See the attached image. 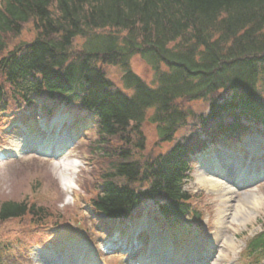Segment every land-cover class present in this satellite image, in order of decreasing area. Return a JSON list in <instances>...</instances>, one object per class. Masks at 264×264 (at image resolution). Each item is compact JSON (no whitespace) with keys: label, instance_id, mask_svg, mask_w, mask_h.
<instances>
[{"label":"trees","instance_id":"1","mask_svg":"<svg viewBox=\"0 0 264 264\" xmlns=\"http://www.w3.org/2000/svg\"><path fill=\"white\" fill-rule=\"evenodd\" d=\"M29 23L34 39L7 52ZM134 56L153 72L152 84L130 68ZM104 67L122 73L120 86ZM0 78L11 90L0 84L2 110L11 99L19 112L38 107L50 116L63 104L78 119L91 117L95 140L86 152L110 160L96 195L84 190L94 195V214L176 221L188 212L183 185L196 147L178 141L139 163L131 156L143 146L130 135L141 137L148 124L171 142L191 116L177 103L204 100L207 112L190 131L196 138L210 130L211 139L229 142L256 128L264 140V0H0ZM114 140L122 146L111 154ZM53 210L4 201L0 222L29 215L58 225ZM246 252L264 263V224Z\"/></svg>","mask_w":264,"mask_h":264},{"label":"rangeland","instance_id":"2","mask_svg":"<svg viewBox=\"0 0 264 264\" xmlns=\"http://www.w3.org/2000/svg\"><path fill=\"white\" fill-rule=\"evenodd\" d=\"M35 35L31 23L24 25L21 35L7 42L6 51L32 41ZM79 43L80 40H77L76 45ZM130 68L147 84H152L153 72L138 56L130 60ZM104 72L115 85L120 86L122 73L117 68L104 67ZM0 84L4 86L7 94L11 95V90L3 83L2 78ZM220 96L221 93L212 98L219 100ZM10 101L11 99L8 101L7 110H2L0 107L1 152L4 149L13 150L16 144L24 139L44 143L55 137H68L70 132H75L77 138L66 153L57 159L46 158L36 154L32 149L17 159L1 162L0 204L4 201H13L33 203L38 207H53L55 213L48 217L59 216L61 222L53 225L58 221L52 218L38 220L37 216L29 215L0 222V264H58L55 260L62 264L67 258L72 259L73 255L82 254L84 247L90 251L93 249L97 259L103 264H128L130 257L127 250L134 244L139 245L136 253L137 258L140 259L152 255L155 241L166 239L167 235H170L181 247L191 240V234L198 231V228V236L202 234L201 239L207 246L210 245L211 236L215 235V248H212L214 253L211 255L214 257L210 259L209 264H263L260 256L247 257L246 247L247 243L259 234L261 224L264 223V180L245 189L234 188L224 180H219L223 186L221 192L207 190L206 185H201L199 182L202 174H204L203 180L206 179L205 177H208L207 180L210 177L204 172L206 168H202L205 161L223 152L232 153V156L243 152L247 157H242V154L237 156V159L240 157L241 165L245 166L249 160H255L252 169L258 173L261 168L264 169V147L262 151L254 133L244 135L242 140L225 144L223 148L211 143L210 130L207 135H201L199 131L196 133L200 135L198 138L192 135L190 131L195 125L194 117L206 114L207 101L177 103L180 109L193 117V122L190 116L187 125L176 133L171 142L159 141L154 127L148 124L141 127V137L130 135L134 146L141 144L143 146L142 151L134 149L131 156L132 160L139 163H145L167 152L178 141L186 140L187 147L200 148L204 145L210 147L208 153L201 158L197 157L189 179L183 186V190L191 195L189 205L194 211V216L189 213L181 223L171 225L168 232L158 227L152 220L140 218L142 215L138 217L132 215L125 221L107 222L108 220L105 221L103 216L94 214L87 202L94 195L88 198L89 195H86L84 190L91 188L90 194L97 193L92 187H98L110 160L100 154L88 153L89 147H86V144L95 140L91 118L85 121L79 120L75 113L68 112L61 104L50 119L38 107L19 112V108ZM242 136L240 135L239 138ZM121 146L122 143L114 140L108 146V150L111 154H115L119 152ZM246 151L248 154H245ZM210 179L218 181L216 177ZM253 199L260 203L255 211H252L250 205L254 202ZM145 209L142 208L141 211H146ZM143 215L148 216L146 213ZM191 217H197L196 229L189 228L188 221L192 220ZM106 225L113 228L110 235L104 233L103 228ZM111 241L116 243L120 241L122 246H126V250L103 254V246ZM37 246L38 248H35ZM36 249H42L41 253L35 252ZM66 254L68 256H65ZM219 256L221 260L218 258V261L216 259Z\"/></svg>","mask_w":264,"mask_h":264},{"label":"bare ground","instance_id":"3","mask_svg":"<svg viewBox=\"0 0 264 264\" xmlns=\"http://www.w3.org/2000/svg\"><path fill=\"white\" fill-rule=\"evenodd\" d=\"M25 142L26 141H22L20 144H18V145L16 144L15 150H13V153L18 154L20 151H22V149L24 148ZM54 143L57 144L56 142H54ZM44 147H46V146L44 145L42 147V149ZM54 152H55L54 153L55 154L54 157H60V156L64 155V154H61V153L58 154L59 153L58 151H54ZM232 163H233V167L230 170L228 168V170H229V173L231 171L235 172V173L234 174H230L231 177L229 178V182L233 183V185H235V184L237 185L238 183L243 184L244 181H247V183L252 181L253 177H249L246 174L238 175L239 173L237 172L235 161H233ZM208 171L215 172V171H217V169L215 167V169L208 170ZM225 171L226 172H223L224 174H222L223 176H225V174H227V172H228L227 170H225ZM210 174L211 173L207 172V175H210ZM201 176L202 177L200 178V182L199 183L201 185H206L205 187H206L207 190H211L212 192H215V191L221 192L223 186H222V184L219 183V180L217 181V180L210 179V178H213V176L209 177L208 180H207L208 177H205L206 179L203 180L202 178H203L204 174H202ZM66 182L69 183L68 181H66ZM252 201H254V202H252V204H250V205H251L252 211H255L256 208L260 206V203H257V201L255 199H253ZM214 236L215 235H213V238L215 239ZM218 258H219V260H221L220 256L217 257L216 260H218ZM86 259H88V261H91L92 260V254L88 253L87 251H84V259L83 260H86ZM92 262H93V260H92Z\"/></svg>","mask_w":264,"mask_h":264}]
</instances>
